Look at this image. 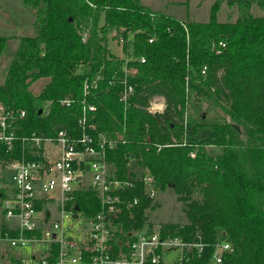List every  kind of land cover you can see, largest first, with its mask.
Returning <instances> with one entry per match:
<instances>
[{
	"label": "trees",
	"instance_id": "obj_1",
	"mask_svg": "<svg viewBox=\"0 0 264 264\" xmlns=\"http://www.w3.org/2000/svg\"><path fill=\"white\" fill-rule=\"evenodd\" d=\"M21 1L36 34L19 38L0 85L5 108L25 111L17 135L51 138L64 129L80 137L84 85L96 82L86 97L96 108L88 132L122 137L107 152L115 176L124 178L135 160L158 190L171 188L184 207L187 223L161 226V236L204 245L173 264H215L216 248L225 243L233 252L221 264H264V15L252 12L254 6L264 11V0H216L208 23L182 22L139 0ZM225 3L238 10L233 23L218 21ZM113 36L125 49L132 46L130 60L112 53ZM7 40L0 36V57ZM125 67L134 87L126 107L119 101ZM41 79L47 82L34 93ZM156 97L164 109L152 113ZM200 130L214 132L213 139L195 141ZM27 149L16 142L12 157ZM6 157L1 149L0 159ZM143 188L137 183L126 193V200L139 202L133 218L124 212L115 222V239L154 233L145 228L154 205ZM74 206L85 215L99 210L91 191L76 193Z\"/></svg>",
	"mask_w": 264,
	"mask_h": 264
},
{
	"label": "built area",
	"instance_id": "obj_2",
	"mask_svg": "<svg viewBox=\"0 0 264 264\" xmlns=\"http://www.w3.org/2000/svg\"><path fill=\"white\" fill-rule=\"evenodd\" d=\"M221 46L225 48V44ZM128 76L125 67L119 93L125 107L134 95ZM97 88L96 82L84 85L85 98L77 121L81 135L77 138L64 129L51 138L35 133L19 136L18 124L25 118V111L6 109L0 102V151L3 149L8 156L0 159V206L4 218L0 246L16 251L14 260L18 264H173L185 252L197 249L201 253L203 244L162 237L159 232H137L127 242L114 238L115 222L124 212L133 218L138 206V199L126 200V193L141 183L145 197L154 201L158 188L152 177L143 170H132L130 163L124 178H117L114 165L107 161V152L124 143L122 137L88 132L89 113L96 108L87 103L86 97ZM90 128L96 129L94 125ZM16 142L28 148L20 159L12 157ZM27 155L35 159L28 160ZM190 156L194 157V153ZM83 191L94 193L99 202V210L93 215H85L74 206L75 194ZM173 252L174 261H167ZM227 252H233L230 244L218 245L215 264H221Z\"/></svg>",
	"mask_w": 264,
	"mask_h": 264
},
{
	"label": "rangeland",
	"instance_id": "obj_3",
	"mask_svg": "<svg viewBox=\"0 0 264 264\" xmlns=\"http://www.w3.org/2000/svg\"><path fill=\"white\" fill-rule=\"evenodd\" d=\"M144 6L150 9L162 12L165 15L178 19L182 22H200L208 23L211 18V8L216 0H139ZM252 12L255 16L264 15L258 6H254ZM237 8H229L225 3L218 15V21L221 23H233L237 20ZM36 34L34 20L30 11L23 5L21 0H0V36L7 37V43L3 54L0 57V85L3 84L11 58L18 48V40L21 37H34ZM113 33L112 35H114ZM86 35V38L89 36ZM110 49L112 53L123 60H130L132 46L125 49L124 42L117 37H111ZM47 80L41 79L31 87L34 93L43 89ZM164 109V100L156 97L151 100L149 111L152 113L161 112ZM214 132L211 130H200L195 136V141L202 142L211 140ZM190 141L192 139H186ZM211 148V147H209ZM208 148V149H209ZM215 153H219L216 149ZM132 170L140 172L142 169L135 160L129 162ZM140 167V168H138ZM154 208L146 212L145 228L149 227L158 233L161 226L168 224L183 225L187 223L186 214L183 205L177 200V197L171 188L164 191L158 190L156 199L153 201ZM4 222L2 209L0 206V227ZM17 252L0 246V264H14L13 259ZM176 252L170 253L167 261H174Z\"/></svg>",
	"mask_w": 264,
	"mask_h": 264
},
{
	"label": "water",
	"instance_id": "obj_4",
	"mask_svg": "<svg viewBox=\"0 0 264 264\" xmlns=\"http://www.w3.org/2000/svg\"><path fill=\"white\" fill-rule=\"evenodd\" d=\"M79 209L78 208H76V211H78Z\"/></svg>",
	"mask_w": 264,
	"mask_h": 264
}]
</instances>
